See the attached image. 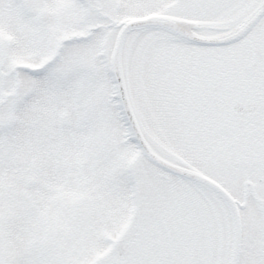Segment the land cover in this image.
I'll return each mask as SVG.
<instances>
[{"label":"snow or ice","instance_id":"6c2138e0","mask_svg":"<svg viewBox=\"0 0 264 264\" xmlns=\"http://www.w3.org/2000/svg\"><path fill=\"white\" fill-rule=\"evenodd\" d=\"M0 264H264V0H0Z\"/></svg>","mask_w":264,"mask_h":264}]
</instances>
